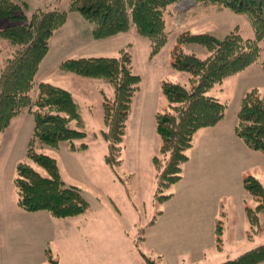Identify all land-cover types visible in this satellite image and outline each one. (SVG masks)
<instances>
[{
	"label": "trees",
	"instance_id": "obj_1",
	"mask_svg": "<svg viewBox=\"0 0 264 264\" xmlns=\"http://www.w3.org/2000/svg\"><path fill=\"white\" fill-rule=\"evenodd\" d=\"M181 0H70L69 10L77 11L92 22L94 39H104L126 32L132 27L150 41L149 58H153L168 42L166 14ZM215 4L234 13L248 16L253 38L243 37L235 27L219 38L211 33L182 32L170 53V65L188 73V86L163 79L162 94L168 107L155 112V129L160 139L151 161L155 169L154 201L164 203L174 195L173 186L183 176V165L196 132L213 126L226 115L227 105L209 91L229 76L258 61L264 71V0H194ZM25 2L0 0V19L9 23L0 29V36L15 47L0 72V134L11 120L22 112L33 117V130L26 149V158L43 168L42 174L26 161L15 166L14 184L18 205L27 211L46 210L58 219L86 213L90 204L76 185H65L55 157L34 148L35 141L57 147L62 141L70 151L88 148L82 140L87 136L86 122L72 92L50 82H37L36 74L50 48V39L67 19V12L57 9H35L28 17ZM196 43L204 46L205 58L185 52L181 45ZM60 69L81 77L103 79L113 89L108 97L102 89L104 129L99 134L107 143L104 161L114 168L120 165L121 143L126 135L127 121L141 76L132 70V56L122 49L117 56H81L67 58ZM36 89L35 93L32 90ZM235 133L251 149L264 156V97L256 88L246 91L236 111ZM119 179L124 183L120 177ZM125 184V183H124ZM243 185L255 205L244 206L249 222L248 237L263 233L260 217L264 213V185L254 175H246ZM127 190V188H126ZM162 210L157 211V216ZM153 216L146 227L154 224ZM146 227L138 228L135 243L144 240ZM223 226L216 221V242L221 243ZM219 247V246H218ZM146 264H157L154 258L139 252ZM52 264L57 260L48 255ZM264 243L243 251L217 264H261Z\"/></svg>",
	"mask_w": 264,
	"mask_h": 264
},
{
	"label": "rangeland",
	"instance_id": "obj_2",
	"mask_svg": "<svg viewBox=\"0 0 264 264\" xmlns=\"http://www.w3.org/2000/svg\"><path fill=\"white\" fill-rule=\"evenodd\" d=\"M16 1L26 3L27 7L23 10L28 17L37 8L64 10L68 14L61 29L55 31V35L50 39L51 49L41 63L39 75L35 80L36 83L50 82L72 92L80 105L87 130V136L76 142H85L88 148L81 152H73L69 150L66 141L60 142L57 147L35 141L34 148L55 157L64 184L78 186L90 204V209L84 215L59 221L58 237L66 241V245L71 247L73 253V259H70L69 264H75L74 253L77 250H85L89 247H106L107 250H103L104 248L99 250L98 256L113 259V264H122L129 254L132 256L131 260L134 261L138 250L148 254L145 246L135 243L138 228H145L153 216L157 217V211L166 212L164 205L154 201L153 197L156 184L155 169L151 158L158 150L160 139L152 117L156 110H164L168 107V101L161 92V80L166 79L188 86V73L177 71L170 65V53L177 36L182 32H207L221 38L236 27L243 37L253 38L254 31L251 21L244 14L234 13L215 4L181 0L171 6L166 14L168 42L152 59L149 58L150 41L139 35L133 27L126 32L104 39H94L91 34L94 24L87 21L77 11H70V0ZM8 23L9 20L0 19V29ZM263 43L261 42V45ZM181 47L185 52L195 53L201 58L208 55L207 49L196 43L183 44ZM122 49L130 52L132 70L141 76V82L140 89L133 98L126 135L121 143V163L112 168L104 161L107 143L99 134L100 129L105 128L102 117V96L99 89L111 97L112 87L103 79L81 77L66 72L59 66L67 58L117 56ZM14 51L15 47L0 36V72ZM261 55L257 62L227 77L209 91V94L216 96L227 105L225 115L227 123L236 121V111L246 91L256 88L264 97V71L259 62ZM35 91L36 89L32 90V93ZM22 118L27 120L23 121ZM12 124L11 139L7 137L8 141L1 143V146L3 149L10 147L14 137L13 132L17 138V142L13 143V150L16 153H24L31 138L33 117L30 113H26L13 119ZM20 125L21 130L17 134L15 129ZM256 153L257 158H261L264 162L262 153L258 151ZM25 157L23 156L21 161L30 163L42 174H46L43 168ZM119 177L124 180L125 184ZM255 204L256 201L248 203V205ZM235 206L231 207V221L237 219L238 209L236 207L238 206ZM174 211H177L176 208ZM178 215L180 216L177 217L176 224L182 233L184 230L189 231L190 227H193L199 220L189 217L190 209L185 201L179 203ZM244 218L248 222L246 215ZM262 220H264V213L261 214ZM167 221L164 220V222ZM65 222L69 225L66 228H64ZM79 222L81 224L76 227L75 225ZM226 227L227 224H225ZM74 230H85L92 233H89L91 236L86 237L83 232L72 233ZM186 237L188 238L189 235L187 234ZM255 239L257 240L258 236Z\"/></svg>",
	"mask_w": 264,
	"mask_h": 264
},
{
	"label": "crops",
	"instance_id": "obj_3",
	"mask_svg": "<svg viewBox=\"0 0 264 264\" xmlns=\"http://www.w3.org/2000/svg\"><path fill=\"white\" fill-rule=\"evenodd\" d=\"M60 29L61 27L58 30ZM46 57L47 54L44 59ZM39 71L40 67L36 76ZM155 112L152 117L154 125ZM26 113L28 112L24 111L13 119ZM13 119L0 134V264H52L48 260L50 254L58 264H69L73 253L66 241L58 237L60 219L52 217L46 210H24L17 203L15 166L26 156L27 147L24 153L13 150V143L17 142L13 132L10 147L3 149L1 146V143L8 141L7 137L11 139ZM226 121L225 116L215 125L200 128L196 132L194 143L189 149V159L183 165L182 179L174 184V195L162 203L166 212L162 210L154 224L145 230L141 244L147 248L148 254H144L154 258L157 264H217L264 243V228L260 235L248 237L249 222L244 218V206L255 200L243 185L244 176L249 174L256 176L264 185V162L257 158L256 150L249 148L236 135V121ZM19 130L21 125L15 129L17 134ZM184 201L190 209L189 217L199 220L189 231L184 230L182 233L176 220L180 216L179 203ZM233 205L238 206H235L238 212L237 219L231 221ZM175 208L177 211H174ZM217 220L223 226L222 241L219 244L215 234ZM261 223L264 227V220ZM80 224L81 222L75 226L79 227ZM67 225L65 222L64 228ZM79 232H83L86 237L92 233L85 230L72 231ZM103 248L77 250L74 253L75 264H113V259L98 256L100 249L107 250L106 247ZM136 253L134 261L129 254L122 264H146L140 257L139 250Z\"/></svg>",
	"mask_w": 264,
	"mask_h": 264
}]
</instances>
